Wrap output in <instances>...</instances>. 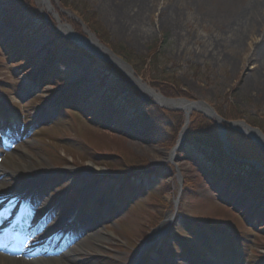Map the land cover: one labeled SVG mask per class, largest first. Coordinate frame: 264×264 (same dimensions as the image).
Instances as JSON below:
<instances>
[{
	"label": "rangeland",
	"instance_id": "obj_1",
	"mask_svg": "<svg viewBox=\"0 0 264 264\" xmlns=\"http://www.w3.org/2000/svg\"><path fill=\"white\" fill-rule=\"evenodd\" d=\"M79 1L92 7L87 12L107 40L99 41L86 18L63 0H49V11L44 0H0V13L8 6L17 10H7L13 14L0 24V170L5 169L10 188L35 179L38 202L27 224L33 227L45 215L47 229L34 240L47 232L60 235L57 248L64 228L78 223L79 235L59 248L73 251L62 255L77 264H213L195 255L213 251L223 258L231 252L235 264H264V201L253 203L224 184L227 174L241 179L245 173L220 174L216 162L199 164L194 149H183L187 128H194L191 114L209 118L192 111L185 124L181 110H169L179 112L172 116L156 112L164 108L141 88L138 100L129 103L109 76L95 85L97 68L82 48L73 39L77 50L61 45L62 38L52 32L66 23L109 49V43L126 49L134 62L141 61L134 73L155 92L164 95L151 80L168 77L187 100L203 101L218 116L257 127L247 117L261 120L264 114V0ZM157 38L163 44L155 50ZM156 56L168 68L164 76ZM189 63L198 69H189ZM132 112L137 113L130 119L133 126ZM209 120L220 138L218 125ZM146 122L153 129L142 135L139 125ZM212 173L223 178L221 185L211 184ZM43 242L15 256H40L33 249ZM59 252L52 256L58 259Z\"/></svg>",
	"mask_w": 264,
	"mask_h": 264
},
{
	"label": "trees",
	"instance_id": "obj_2",
	"mask_svg": "<svg viewBox=\"0 0 264 264\" xmlns=\"http://www.w3.org/2000/svg\"><path fill=\"white\" fill-rule=\"evenodd\" d=\"M63 1L66 2L67 5L69 7H71L73 10H75L80 15H83L86 18L85 20L89 23L92 31L95 32L99 38L101 37L100 38L101 40L104 41V40L108 39V35L105 34L104 30L101 28L98 21H95L94 16L91 15V13L87 12V11L91 10L90 6L87 3H85L84 1H79V0H63ZM12 14L7 12L6 17H4V20H7L8 17L10 18L12 16ZM89 19L94 20V22H90ZM23 24L25 26H27L28 22L27 23L23 22ZM153 43H154L155 50L159 46H162V44H163L161 42V39H159V38L155 39L153 41ZM109 45H111V48L113 49V51H115L118 54H121L124 57V59L132 65V67H133V69H135V71L136 70L140 71V68L137 66V64H139V63L141 64L140 59H138L137 62H134L135 59H134L131 52L127 51L126 49H120L119 47L116 48V47H114V45H112L110 43H109ZM94 60L92 59V61L96 65L100 66V73L110 75L114 79V81L120 86V90H122V91L126 90L127 94H129V96H130V99H129L130 102H132L134 100L136 102L138 100V94H137L136 90L133 88V86L129 83V81L124 77V75L116 67H114L108 63H102L96 59H94ZM154 60L157 64L156 68L159 70V73L162 74V76H164L165 74H167V72H169L167 70L168 68L165 65H163V67L160 66L161 62H163V60L160 58V56H156L154 58ZM143 61H144V57H143ZM197 66L198 65H194L192 63H189L188 68L189 69H191V68L192 69L193 68L198 69ZM99 76H100V74H99ZM168 79L169 78L167 77L166 81L165 80L159 81L162 83V85H159V82L155 81V79L151 80L150 84L154 87H158V89L161 91V93H163L166 96H170V97L186 96V94L180 90V87L175 80L171 81V82H174L175 84H171L170 82H168ZM101 80H102V77L100 76L98 81L100 82ZM138 105H141V103H138ZM163 110L164 109L156 108V112L166 113L165 111H169V110H164V111ZM134 112L131 113V117H130L131 119H135L134 115H137V113H134ZM175 113H176V115L179 114L178 111H169V114L171 116H172V114H175ZM201 117L195 115V113L191 114L190 122H191V126H193L194 128H191V127L187 128L188 129L187 133H186L187 135L185 136L186 141H185V143H183V149L185 151H186V148H185L186 146H187V148L190 147V148L194 149L195 152L198 154V156L196 157V161L201 160V163H199V164H202V161H207V160H210L212 162H216L218 165L225 164L220 172H223L227 168L228 169L234 168L235 170H239L240 172H244L246 174V177L248 176L249 178H251V177H254V178L255 177L256 178L263 177V173L258 168H255L251 164H247L243 161L237 160V159H240V160H256L262 166H264V152L254 142H252L251 139H249L248 137H246V136H244L238 132L231 130L230 128H228L227 125L224 124V127L227 131L226 137H227V140L231 146V153L234 155V158H231L225 152V150L223 148V144L219 139V136L217 134L216 127H215L213 121L206 119L205 117H202V118ZM195 118H197L198 123L195 122L196 121ZM224 118L228 119V120L235 119V118H228L226 116ZM247 118H249V123H251L252 125H257L264 133V114L262 115L261 120H258V119L256 120L252 116L247 117ZM157 124H158V122H157ZM194 124H196V125H194ZM139 126L141 127V129L139 131H141L140 133L142 135L145 134L144 133L145 130L153 129V128H151L150 122L140 124ZM175 128H177V127H174L173 130ZM171 132L172 131L170 130V132H167V134L169 135V134H171ZM158 137L161 138L159 130H158ZM188 141L192 142L191 145L188 144ZM113 166H116V165L113 164ZM116 167L119 168V165ZM211 176H212L211 179L215 180L213 182H216L219 184L223 183V182H220L221 178L219 176H217L215 173H212ZM250 181H251L250 182V184H251L250 188H246L243 185V184H246L243 179L240 181L232 180L231 181L232 184L229 185L228 187H230L232 190H239V191L243 192L244 194H247L251 199H256L257 195L255 193L258 194L259 191H264V184H254V182L252 180H250ZM225 183L226 182H224V184ZM256 186H258V187H256ZM255 189H257V191ZM142 232H143L142 235L145 237L146 233L144 232V230ZM197 255H199V254L197 253Z\"/></svg>",
	"mask_w": 264,
	"mask_h": 264
},
{
	"label": "bare ground",
	"instance_id": "obj_3",
	"mask_svg": "<svg viewBox=\"0 0 264 264\" xmlns=\"http://www.w3.org/2000/svg\"><path fill=\"white\" fill-rule=\"evenodd\" d=\"M38 1L40 2V0H38ZM49 9L50 10L52 9L51 6L49 7ZM33 16L36 18L37 17L36 16V13H33ZM57 21H59V20H57ZM67 27H69V26L66 25V24H60L58 26V29L61 30V31H63V32H66L67 31ZM91 39L98 44V40L97 39H95V38L93 39L92 37H91ZM92 40H90V41H92ZM99 41H100V38H99ZM92 51L94 52V54H91V53H89V52L86 51L85 52V55L89 57V59H90L91 62L89 60H88V62L90 64V66L93 67V68H97L99 65H96L92 61V59L93 60L94 59H96V60L100 59L101 61H103V60L109 58V55L103 49H100V50H96V49L93 50L92 49ZM103 62H105V61H103ZM116 63L121 68H123V66L119 62L116 61ZM123 70L126 71L125 68H123ZM94 77H96V76L94 75ZM154 99H156L157 101H160L165 106H172V105H176L177 104L176 101H167V100H163L161 98H159V100H158L156 97H154ZM89 165H91V164H89ZM96 170L99 171V169H96ZM2 172H5V169L4 168H2L0 170V173H2ZM34 180L35 179L29 180L27 183L22 184V187H19L16 190H14L12 188H8L7 190L0 189V206L2 208L6 209V210L11 209V208H15L14 214L9 217L10 220H14L15 219L16 213L21 210V207L23 205V203L22 204H16V203H14L15 198H18V197L19 198H24L23 199V202H25L26 197L29 194L31 195V192L34 193L36 191V193H38L37 192V189L32 190L34 188V183H33ZM247 180H252L254 182V184H264V177H261V178L251 177V178H249L247 176ZM255 190H257V189H255ZM11 196H15V197L14 198H8V197H11ZM261 200L263 202L264 201V198L263 199L261 198ZM263 206L264 205L260 206L261 210H264V207ZM248 216L249 217H252V214L249 213ZM77 224L78 223H73V224L68 225V228H67V234H68V236H74V237H76L75 234H77V231H76L77 230ZM31 238H34V236H32ZM29 239L26 237V240H29ZM9 248L10 247H7L5 249V252H0V264H48L47 263V260H46V258H44V256H47V258H49L50 260L57 261L58 264H77L73 259H71V258H68L67 259L66 258V255H65L66 253L69 254L70 252H73V251L68 250V249L63 250V252H61V253L59 252L60 254L57 255L58 259H55L52 256L54 254V250L51 249L48 245H46V246H43V247H41V248L38 249L41 252V255L40 256H35L33 258H30V259H28V258L25 259V258H22V257H17V256L12 255L10 253V249L11 248L10 249ZM64 252H65V254L62 255V253H64Z\"/></svg>",
	"mask_w": 264,
	"mask_h": 264
},
{
	"label": "water",
	"instance_id": "obj_4",
	"mask_svg": "<svg viewBox=\"0 0 264 264\" xmlns=\"http://www.w3.org/2000/svg\"><path fill=\"white\" fill-rule=\"evenodd\" d=\"M66 32H68V37H70L71 39L76 41L79 45H81L80 43H84V46H83L84 49L88 50V52L91 54H94L92 49L93 50L103 49L109 55V58H107L103 61L110 62V63L117 65V66H118V64L116 63V61L119 62L121 65H123V67H125L126 69L129 70V73L126 75L129 77L131 76L134 79L133 80L130 77L133 80V84L136 85V87H140V88L145 89V90L149 91L150 93H152V90L150 88H148L144 83H141L139 78H135L132 76V69H131L130 65H128L121 58L115 56L110 50H108V48L106 49L104 46L100 45L99 43L97 44L92 39H90V40H92V41H90L89 38L78 34L70 26L67 27ZM155 97L158 100H159V98H161L163 100L173 101V99L165 98L161 94H156ZM176 102H177V104L173 105V107L176 109H182L184 112L185 118L188 117V114L190 113V111L195 110V111L201 112L207 118L214 120L215 123L219 127L220 139L223 142L225 149L228 148V142L226 140L225 130L222 127V123H226L230 128H232V129L236 130L237 132L244 134L247 137L251 138L264 151V134L262 133V131L259 128L253 127V126L247 124L245 121H228V120H225V119L221 118L220 116H218L214 112V110L211 107H209V105L203 101H189L185 98H180V99H176ZM158 103L161 106H163V104L160 101H158ZM182 140H183V135H182V133H179V141L176 143L175 147H173L171 151H174L175 148L178 147L179 143ZM248 162L259 166V164L256 163L255 161H248Z\"/></svg>",
	"mask_w": 264,
	"mask_h": 264
}]
</instances>
